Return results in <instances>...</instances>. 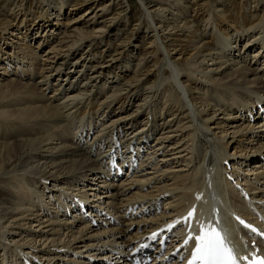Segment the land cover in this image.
<instances>
[{
	"label": "bare ground",
	"instance_id": "bare-ground-1",
	"mask_svg": "<svg viewBox=\"0 0 264 264\" xmlns=\"http://www.w3.org/2000/svg\"><path fill=\"white\" fill-rule=\"evenodd\" d=\"M71 1L0 0V264H163L201 225L264 258V0H138L128 32Z\"/></svg>",
	"mask_w": 264,
	"mask_h": 264
},
{
	"label": "snow or ice",
	"instance_id": "snow-or-ice-1",
	"mask_svg": "<svg viewBox=\"0 0 264 264\" xmlns=\"http://www.w3.org/2000/svg\"><path fill=\"white\" fill-rule=\"evenodd\" d=\"M192 216L193 212L189 211L186 220L189 221L190 229ZM239 223L254 233L257 231L251 225L245 224L243 220H239ZM173 226L168 225L169 230ZM156 235L157 233H153V237ZM190 245L193 246L187 264H264V258L260 256L254 255L249 259L247 255H240L228 232L222 228L201 225L198 230H190L183 246L188 248Z\"/></svg>",
	"mask_w": 264,
	"mask_h": 264
},
{
	"label": "rangeland",
	"instance_id": "rangeland-1",
	"mask_svg": "<svg viewBox=\"0 0 264 264\" xmlns=\"http://www.w3.org/2000/svg\"><path fill=\"white\" fill-rule=\"evenodd\" d=\"M22 0H15V3H14V5H18V3H20ZM36 1H38V0H32V4H35L36 3ZM107 2L109 1V0H106ZM114 1V0H113ZM243 3H242V5H241V7H240V9L241 10H249V11H252V10H257L256 8H252V7H254L253 6V3H254V0H241ZM139 1L138 0H115V5H113L114 7L112 8V10L110 9V11L107 13L108 14V16H109V13L111 12V13H113V12H116L115 11V9H117L119 6V3H123L122 5H121V7H124V9H123V11H124V14L121 16V18H119L120 19V22H119V26H115V27H119L120 28V26L122 27V26H124V22H122L121 21V19H122V17H124L126 14H127V16L128 17H130L129 18V22H128V24L126 25V27H125V31H123V32H128V31H130L129 29H131L132 28V25L134 24V19L135 18H139V3H138ZM251 2H253L252 4H251ZM30 3V2H29ZM236 3H238V0H236ZM24 4H26V3H24ZM72 4V1L71 0H68V2H66V6H70ZM110 4H112V3H110ZM20 5V4H19ZM248 5H250V6H248ZM255 6H257V5H259V3L257 4H254ZM53 6V5H52ZM248 6V7H247ZM67 7V8H68ZM51 8H53V7H51ZM84 8H82L81 10H83ZM69 10V9H68ZM81 10H79L78 12H76L75 14H73L72 16H74V15H77V13H79ZM248 11V12H249ZM73 12H75V11H73ZM119 12V11H118ZM253 12V11H252ZM110 13V14H111ZM98 15H100V14H98ZM135 15V16H134ZM63 19H65V18H62V20ZM62 20H59L58 21V25H57V27L56 28H53L52 30H54V29H57L59 26H60V28H62V25H61V21ZM98 19L96 18L95 19V22L97 21ZM135 23H137V22H135ZM111 30H112V32H113V29H112V27H111ZM51 31V30H50ZM111 32V34H113ZM139 33V28H138V31H134V33ZM115 33V32H114ZM52 34V33H51ZM150 33H148V35H149ZM121 37H123V33L122 32H120V34L118 35V36H116L115 38H114V41H116V40H119V39H121ZM50 39H52L53 41L56 39V36L55 35H53V36H51L50 37ZM52 40H50V42H48V44H50L51 42H53ZM146 43V41L145 42H143L142 43V46L144 45ZM85 45L86 44H83V46H81V48L78 50V52L76 53V55L74 56V58L72 59V61L75 59V58H78V57H80L81 56V54H83V52L84 53H87V52H85V49H86V47H85ZM103 45H105V44H102V46ZM48 45H45V46H43L42 47V50H41V52H43L44 50H45V48L47 47ZM101 51V50H100ZM104 54V53H103ZM103 54H101V53H99L98 55H101V57H102V55ZM139 54V50L138 49H136V51H134V57H136L137 55ZM84 55H86V54H84ZM37 63H39V61H37ZM135 63V61L133 62L132 61V63L128 66V72L130 71L131 72V70H132V64H134ZM41 64V63H40ZM37 79H38V77L37 76H34L33 77V79H32V82H34L35 83V81H37ZM113 88V87H112ZM48 94H49V92H48ZM139 174V173H138ZM120 177V176H119ZM117 181H119V180H117ZM113 184L115 183L116 184V181H114V182H112ZM163 205H161V207H162ZM72 214V213H71Z\"/></svg>",
	"mask_w": 264,
	"mask_h": 264
}]
</instances>
